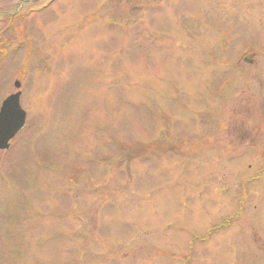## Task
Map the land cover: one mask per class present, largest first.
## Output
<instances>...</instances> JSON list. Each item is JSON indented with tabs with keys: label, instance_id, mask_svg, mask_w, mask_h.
<instances>
[{
	"label": "rangeland",
	"instance_id": "obj_1",
	"mask_svg": "<svg viewBox=\"0 0 264 264\" xmlns=\"http://www.w3.org/2000/svg\"><path fill=\"white\" fill-rule=\"evenodd\" d=\"M48 1L0 0V264H264V0Z\"/></svg>",
	"mask_w": 264,
	"mask_h": 264
},
{
	"label": "water",
	"instance_id": "obj_2",
	"mask_svg": "<svg viewBox=\"0 0 264 264\" xmlns=\"http://www.w3.org/2000/svg\"><path fill=\"white\" fill-rule=\"evenodd\" d=\"M17 88H20V83H16ZM20 95H15L7 98L0 110V149H9V142L23 128L26 121V113L20 106Z\"/></svg>",
	"mask_w": 264,
	"mask_h": 264
},
{
	"label": "flooded vegetation",
	"instance_id": "obj_3",
	"mask_svg": "<svg viewBox=\"0 0 264 264\" xmlns=\"http://www.w3.org/2000/svg\"><path fill=\"white\" fill-rule=\"evenodd\" d=\"M257 237H254V240L256 239ZM259 238H261V237H259ZM261 258V257H260Z\"/></svg>",
	"mask_w": 264,
	"mask_h": 264
}]
</instances>
